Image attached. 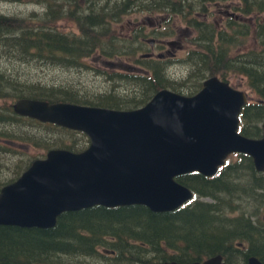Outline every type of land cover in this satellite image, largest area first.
<instances>
[{
	"label": "trees",
	"instance_id": "obj_1",
	"mask_svg": "<svg viewBox=\"0 0 264 264\" xmlns=\"http://www.w3.org/2000/svg\"><path fill=\"white\" fill-rule=\"evenodd\" d=\"M10 1L33 4L38 9L26 17L0 14V55L3 58L15 62L35 60L46 65L88 68L86 61L99 55L103 60L119 62L122 59L144 68L143 71L108 72L111 88L97 94L85 93L77 86H47L25 81L0 68V100L29 98L131 110L144 106L159 90L172 85L167 75L169 65L140 59L130 52L132 47L125 41H122L124 46L120 45L118 34L111 27L122 22L129 10L126 0L102 6H97L95 0H86L85 5L84 0ZM62 21L67 29L59 24ZM224 44L221 48H226ZM192 66L193 72L203 73V79L206 74L213 73L211 75H218L224 81L236 77L246 80L255 100L244 106L239 131L248 138L261 137L264 47L261 54L247 55H231L223 49L219 54L199 56ZM19 120L20 134L11 131L8 134L10 138L21 139L24 145L50 150L55 146V140L46 135L63 130L74 138L70 143L57 141L62 149L75 152L85 149L76 142L75 135L79 132L20 117L13 110H0V123L14 121L20 125ZM24 122L34 127L28 128ZM0 135L5 137L7 133ZM177 180L193 190L197 199L188 207L172 213H154L139 205L96 206L62 214L52 229L2 226L0 264H67V257L74 259L86 255L94 258L101 250L115 252L109 253L110 264H154V260H149L152 256L182 262L216 253L229 257L234 255L229 254L233 242H244V234L258 240L264 237V230L258 231L248 220L250 214L264 211V173L255 171L250 157L237 154L235 163L226 164L210 179L192 173ZM203 197L210 198L211 203L202 201ZM224 245L230 250L225 251ZM250 250L264 262V238Z\"/></svg>",
	"mask_w": 264,
	"mask_h": 264
},
{
	"label": "water",
	"instance_id": "obj_2",
	"mask_svg": "<svg viewBox=\"0 0 264 264\" xmlns=\"http://www.w3.org/2000/svg\"><path fill=\"white\" fill-rule=\"evenodd\" d=\"M247 103L245 92L217 76L206 79L193 96L161 89L131 110L18 99L13 104L17 115L83 133L90 144L81 152L51 149L5 185L0 226L52 229L62 214L96 206L139 205L168 213L194 199L178 177L215 176L232 154L250 157L254 169L264 173V122L260 138L238 131ZM185 264L224 263L214 256ZM246 264L262 262L252 256Z\"/></svg>",
	"mask_w": 264,
	"mask_h": 264
},
{
	"label": "flooded vegetation",
	"instance_id": "obj_3",
	"mask_svg": "<svg viewBox=\"0 0 264 264\" xmlns=\"http://www.w3.org/2000/svg\"><path fill=\"white\" fill-rule=\"evenodd\" d=\"M116 1L95 0L94 2L97 6H102L104 3L111 5ZM83 3L85 5L86 0ZM125 3L129 6L127 14L139 9L149 15L138 22L130 23V37H128L130 41L126 40L127 46L133 48L130 52L145 57V60L159 61L165 65H169L167 62L172 63L171 61H183L189 65V56L219 54L223 49L232 55L261 54L262 52L264 0H126ZM154 14L157 16L153 17ZM182 26L186 28L182 30ZM248 39L252 40L256 46H248L249 49L243 47V45L246 46ZM224 43L226 48H221L225 45ZM178 55H185L186 58H176ZM98 60L100 65L107 66V62L101 57ZM249 202L247 203L250 205ZM260 212L248 216L251 226L258 231L264 230V214L261 215ZM242 238L244 242H233L231 251L224 245L225 251L234 254L229 257L216 253L182 262L166 257L155 258V256L150 257L149 260L155 262L158 260V264L167 262L185 264L204 262L211 257L221 256L224 264L235 263L237 259L240 261L239 264H246L248 258L254 256L263 262L259 256L252 254L250 249L264 237L261 236L258 240L257 237L244 234ZM110 252L115 254L114 251ZM110 252L103 250L101 260L97 262L89 261L91 257L83 255L85 258L83 264H110L112 263L108 262Z\"/></svg>",
	"mask_w": 264,
	"mask_h": 264
},
{
	"label": "rangeland",
	"instance_id": "obj_4",
	"mask_svg": "<svg viewBox=\"0 0 264 264\" xmlns=\"http://www.w3.org/2000/svg\"><path fill=\"white\" fill-rule=\"evenodd\" d=\"M104 3V2H103ZM38 9L33 4L28 3H22V2H11L10 0L0 1V14L8 15V16H17V17H26L31 14V12L34 9ZM149 15L144 14L141 10L136 9L130 14H125L124 18L122 19V22L113 24V31L118 34V39H120L122 46L125 45L124 42L126 40H129L128 37H130V23L138 22L142 19H145ZM157 16V14H154L153 17ZM59 24L66 28L64 26V22H59ZM186 27L182 26V30H184ZM67 29V28H66ZM130 41V40H129ZM127 45V44H126ZM256 46L255 43L248 39L246 41V46L243 45V47H252ZM190 46V45H189ZM248 47L247 49H249ZM264 47V46H263ZM232 55V54H231ZM99 55L95 56V58H91L87 60L89 67L87 68H68L66 66L62 65H46L42 63H38L35 60H31L30 62H23L18 61L15 62L13 60H8L3 58L0 55V68H3V71H6L8 74L18 77L19 79L23 78L25 81H35L40 82L42 85H60L62 87H65L67 85L71 86H77L81 90H83L85 93H91V94H97V93H104L108 91L111 88L112 83H110L107 79L108 72H129L131 70H128L127 67H135L134 69H139V71H142V65L140 64H133L132 62L128 61H122V59L118 61H108L104 60L107 63L112 62L113 64L111 66L107 65L105 66L100 65L98 62ZM140 59H146L145 57L139 56ZM199 56H189V60L191 64H185L182 62L177 61H171L172 63H169V68L167 69V75L170 77L172 81V86L174 88L171 89V87H166L168 89H171L174 91H177L179 93H182L183 95L187 96H193L197 94L203 87V82L209 78L210 76H213L210 74H206L207 76L203 79V73L197 74L193 72V66H195V62L197 61ZM176 58L185 59V55H178ZM155 59H157V56H155ZM134 70V71H135ZM133 72V71H131ZM218 76V75H217ZM227 82L230 84L231 87H233L236 90L245 92L248 94L250 100H255V97L251 93V90L246 85V80L242 77H236V78H228ZM30 92V91H28ZM29 94V93H26ZM12 98L2 99L0 100V110L9 109L13 110L12 104L15 102V100H11ZM140 108V107H139ZM137 109V108H136ZM5 113V112H3ZM12 116V113H11ZM31 119V118H30ZM18 122L14 121H8V122H1L0 123V133L4 134V132L7 133L5 137L3 135H0V189L4 187L5 185L14 182L17 180L23 172L26 171L33 163V161L41 158H45L47 152L49 150L43 151L38 149L37 147H34L33 145H24L22 144L21 139L18 138H10L8 132H14L16 134H20L22 131L21 128V120H19V124H16ZM24 126H27L28 128H32L34 126H31L28 122H24ZM34 132L37 131L36 128L33 129ZM26 132V131H23ZM46 136L52 138L55 140V146L52 148H62L60 144H58L57 141H64V142H72L71 138H74L73 135H71L69 132H65L63 130H57L56 132L48 133ZM260 138V137H259ZM76 142L81 143L80 146L87 149L89 147L90 141L89 138L85 134H79L77 133L75 135ZM257 139V138H254ZM83 149L82 151H84ZM75 152V151H74ZM81 152V151H79ZM45 156L43 157V155ZM236 162V156L232 155L228 158L227 163H235ZM22 168V169H21ZM21 169V170H20ZM20 174V175H19ZM202 201L210 202L211 199L208 198H201ZM236 204V202L233 203ZM241 204V203H240ZM227 214V213H226ZM225 214V215H226ZM260 214H264V211L260 212ZM224 217V216H223ZM225 218V217H224ZM103 254V250L100 251V253L97 255V257L89 258V261H98L101 260V255ZM85 258L81 256V258H68L67 257V264L69 262L74 264H81ZM234 261L236 259H233ZM156 262H154L155 264ZM240 261L237 259L235 263L231 262L230 264H239Z\"/></svg>",
	"mask_w": 264,
	"mask_h": 264
},
{
	"label": "bare ground",
	"instance_id": "obj_5",
	"mask_svg": "<svg viewBox=\"0 0 264 264\" xmlns=\"http://www.w3.org/2000/svg\"><path fill=\"white\" fill-rule=\"evenodd\" d=\"M232 155H234V154H232ZM232 155H231V156H232ZM229 157H230V156H229ZM260 261H261V260H260ZM262 264H264V263L262 262Z\"/></svg>",
	"mask_w": 264,
	"mask_h": 264
}]
</instances>
